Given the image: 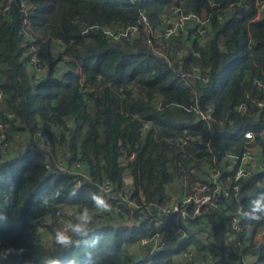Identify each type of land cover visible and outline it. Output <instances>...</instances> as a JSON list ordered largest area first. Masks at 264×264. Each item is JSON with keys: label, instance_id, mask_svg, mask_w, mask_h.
Here are the masks:
<instances>
[{"label": "trees", "instance_id": "1", "mask_svg": "<svg viewBox=\"0 0 264 264\" xmlns=\"http://www.w3.org/2000/svg\"><path fill=\"white\" fill-rule=\"evenodd\" d=\"M260 1L11 0V12H0V122L10 141L9 148L0 141V257L9 264H184L176 256L193 250L186 264H264V233L252 248L264 231ZM171 4L197 15L206 10V33L196 23L187 36L160 41L146 32L141 16L162 30ZM128 25L139 32L121 39L106 33ZM34 55L47 67L42 74ZM209 109L210 119L197 113ZM21 135L30 142L13 152ZM251 150L255 158L244 159ZM226 153L237 161L224 160ZM244 163L252 173L236 181ZM216 171L232 191L237 182L244 205L243 231L232 235L231 247L233 215L224 197L218 209L180 222L188 232L181 242L141 244L177 226L153 205ZM105 180L138 206L102 194ZM69 206L71 217L62 213ZM58 233L68 241L59 242Z\"/></svg>", "mask_w": 264, "mask_h": 264}, {"label": "built area", "instance_id": "2", "mask_svg": "<svg viewBox=\"0 0 264 264\" xmlns=\"http://www.w3.org/2000/svg\"><path fill=\"white\" fill-rule=\"evenodd\" d=\"M10 2L11 0H8V3L6 4H2L0 2V12L9 14L11 12ZM257 8L258 10H260V12L257 13L259 16L264 10V2L259 4ZM165 17L166 19L163 29L154 30V33H158L156 35L160 39H162L163 37H172L174 36L172 34L175 32L178 34L186 32L188 30V26L191 25V23H196L198 25V30L200 34H205L207 31V14L202 13L201 15H197L194 13H186L182 7H179L175 4H171L169 5V12ZM141 20L144 25L145 31L151 29L147 16L142 15ZM139 29V25H128L126 26V28H123L121 30H107L106 33L110 35L113 39H121L128 38L133 34H137L139 32ZM150 40L151 38H148L147 42L149 43ZM33 65L35 71L39 74L44 73L47 69V67L42 64L41 60L36 55H34L33 57ZM203 78L206 79L205 77ZM1 98L2 95L0 94V99ZM210 111L211 109L208 110V113H205L201 110H198L197 113L201 118L210 119ZM6 127L7 124H3L2 122H0V141L2 142L3 148H9L10 144V141L7 138V133L5 132ZM252 134L253 133L251 131L245 132V136L247 138H252ZM133 157L134 155H132L130 158ZM245 158H251L249 157V153L244 157V159ZM223 159L232 160L236 162L238 158L232 153H226L223 156ZM60 164L62 168H66L64 167L63 162H61ZM82 166L83 165H81L79 162L74 163V167L77 170V173L80 174L82 177L86 178L88 176V172L86 168ZM46 168L49 169V166L47 165ZM215 169L216 168L213 167V170ZM251 173L252 170L249 169L244 163L238 167L236 173L234 174V178L237 181L243 176L251 175ZM236 181L234 190L232 191L229 186H226L225 184L221 183V181L219 180V173L216 171L212 174L211 180L190 184L188 186V190L186 192L183 191L180 200L167 202L161 205L158 204V208L156 209L160 212V214L170 217V219L177 226L172 231L165 232L163 234L156 233L149 237H144L141 239V244L145 246L150 244L152 245L153 249H156L161 245L175 242L176 240H179L182 237H187L188 232L184 228L179 226L180 222L187 219L189 215H202L211 209H218L221 205V200L224 197L226 198V200L231 202V204H229V206L231 207L229 212L233 215L232 222L233 230L235 232L228 234V238L226 239V244L229 243L228 248L231 247L233 241L232 235H235L236 232L243 231V227L240 222V215H242L244 212V205L242 203L241 197L239 196V186ZM98 186L102 191V194L109 196L111 199H113V197L110 195L113 193H117L116 199L118 197H123V199L127 202L129 206H131V208L138 206L137 202L134 199L130 198L128 192H126L125 194L119 193L116 186L110 180H105L104 182H101ZM188 191L190 192V194L187 193ZM154 210L155 207L152 211ZM62 213H64L63 210ZM57 214L59 215L60 212L58 211ZM67 229L68 226H65L64 230ZM259 242L260 240H255L254 237V241L252 242L254 246L252 245V248L258 247ZM238 244L241 243L238 242ZM194 256L195 253L193 250H190L188 253H186V257L188 259H193ZM207 256L208 259H213L215 257V253L209 251L207 253Z\"/></svg>", "mask_w": 264, "mask_h": 264}, {"label": "rangeland", "instance_id": "3", "mask_svg": "<svg viewBox=\"0 0 264 264\" xmlns=\"http://www.w3.org/2000/svg\"><path fill=\"white\" fill-rule=\"evenodd\" d=\"M261 3H262V1L259 2V4H261ZM259 4H258V5H259ZM259 12H260V10H258V8H257V13H259ZM263 13H264V10L261 12V14H260L259 16H258V14H257V16H258V17H263ZM191 25H192V24H191ZM189 31H190V30H187L186 32H182V33H183V34H186V35H184V36H187V34L189 33ZM146 32H148V33H150L151 35H153L154 30L149 29V30H146ZM177 34H178V33L175 32V33H173L172 35H174V36H178L179 34H178V35H177ZM180 35H181V34H180ZM184 36H183V37H184ZM160 40H162V39H160V38L157 39V41H160ZM151 42H152V38H151V40H150L149 43H151ZM187 43L189 44L188 41H187ZM57 46H58V45H57ZM57 46H56V47H57ZM56 49H57V48H56ZM249 157H253V158H255V152H254L253 150L249 151ZM246 166H247V165H246ZM247 167H248V166H247ZM184 186H185V187L183 188V191L186 192V191L188 190V182H186V183L184 184ZM171 189L176 191V190H177V187H172ZM175 191H174V192H175ZM176 192H177V191H176ZM187 193L190 194L189 191H188ZM116 195H117V193H113V194H111L110 196H112V197H113V200H114V199H116V197H117ZM173 200H176V197L173 198L172 201H173ZM114 206L117 207L118 205L115 204ZM134 208H135V207H133V209H134ZM63 209H64V213H63V214L66 215V216H68V217H71V216L73 215V213L75 212V209H74L73 207H71V206H69V207H65V208H63ZM101 213H102V212H101ZM70 214H72V215H70ZM69 215H70V216H69ZM129 216L131 217L132 214H130ZM117 218H119V220H124V217L122 218L121 216H118ZM69 220H70V219H69ZM200 223H203V224H204V223H205V220L202 219V220L200 221ZM197 226H198V224H197ZM62 229L64 230V228H62ZM262 233H264V231L259 232V235L256 236V237L259 236V237H260V240H262ZM49 238H50V237L48 236L47 239H49ZM137 251H139V249H138ZM137 251H135V252H137ZM2 258H3V257H0V264H9L7 260L5 261L4 258H3V259H2ZM184 258H185V257H184ZM184 258H182V260H183V263L186 264V259H184Z\"/></svg>", "mask_w": 264, "mask_h": 264}, {"label": "crops", "instance_id": "4", "mask_svg": "<svg viewBox=\"0 0 264 264\" xmlns=\"http://www.w3.org/2000/svg\"><path fill=\"white\" fill-rule=\"evenodd\" d=\"M203 13L204 14H206V10H203ZM264 15V14H263ZM28 136H26V135H21L19 138H18V140L14 143V146H13V148H12V151L13 152H18V151H21V150H23L28 144H29V142H30V138H29V140H28ZM10 153H12V152H10ZM9 153V154H10ZM183 187H182V185H181V187L179 188V191H178V194H177V198L179 197V194H180V191H181V189H182ZM172 191H175V190H172ZM203 219V218H202ZM192 226H196L195 224H191ZM204 236H206V234L204 233L203 234ZM257 235H259V233H257ZM256 235V236H257ZM255 236V240H257V239H259L260 240V237L258 236V237H256ZM138 250V249H137ZM136 250V251H137ZM136 254L138 255L139 254V251H137L136 252ZM184 256H185V253H183V254H178L176 257L177 258H184ZM186 258V257H185ZM248 260V259H247Z\"/></svg>", "mask_w": 264, "mask_h": 264}, {"label": "clouds", "instance_id": "5", "mask_svg": "<svg viewBox=\"0 0 264 264\" xmlns=\"http://www.w3.org/2000/svg\"><path fill=\"white\" fill-rule=\"evenodd\" d=\"M97 205L100 207V208H106L107 207V205H105V203H104V201L103 200H101V199H98L97 200ZM82 219H87V217H82ZM76 231H80V227L79 226H77L76 227V229H75ZM68 237L67 236H65L63 233H58L57 234V240L59 241V242H67L68 241Z\"/></svg>", "mask_w": 264, "mask_h": 264}, {"label": "water", "instance_id": "6", "mask_svg": "<svg viewBox=\"0 0 264 264\" xmlns=\"http://www.w3.org/2000/svg\"><path fill=\"white\" fill-rule=\"evenodd\" d=\"M155 208H158V204H155V205H153ZM186 237H182V238H180L179 239V241L178 242H181L182 240H184Z\"/></svg>", "mask_w": 264, "mask_h": 264}]
</instances>
